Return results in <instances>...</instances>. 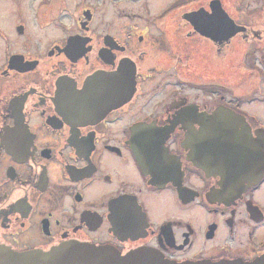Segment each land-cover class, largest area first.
Returning <instances> with one entry per match:
<instances>
[{"label": "flooded vegetation", "instance_id": "obj_1", "mask_svg": "<svg viewBox=\"0 0 264 264\" xmlns=\"http://www.w3.org/2000/svg\"><path fill=\"white\" fill-rule=\"evenodd\" d=\"M69 243L264 258V0H0V245Z\"/></svg>", "mask_w": 264, "mask_h": 264}, {"label": "water", "instance_id": "obj_2", "mask_svg": "<svg viewBox=\"0 0 264 264\" xmlns=\"http://www.w3.org/2000/svg\"><path fill=\"white\" fill-rule=\"evenodd\" d=\"M206 131L214 132V129L206 128ZM225 147L220 146L219 149L226 151L222 149ZM0 264H264V258L250 263L240 261L176 263L147 250H136L120 255L107 247L69 243L48 252H16L0 245Z\"/></svg>", "mask_w": 264, "mask_h": 264}]
</instances>
